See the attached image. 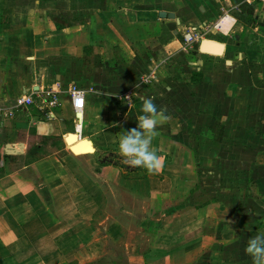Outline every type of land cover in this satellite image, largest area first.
<instances>
[{
  "label": "crops",
  "instance_id": "obj_1",
  "mask_svg": "<svg viewBox=\"0 0 264 264\" xmlns=\"http://www.w3.org/2000/svg\"><path fill=\"white\" fill-rule=\"evenodd\" d=\"M205 26L220 51L185 50L184 34ZM52 87L51 118L36 105L0 113V264H253L264 0H0V108ZM142 98L166 116L158 172L119 151Z\"/></svg>",
  "mask_w": 264,
  "mask_h": 264
},
{
  "label": "clouds",
  "instance_id": "obj_2",
  "mask_svg": "<svg viewBox=\"0 0 264 264\" xmlns=\"http://www.w3.org/2000/svg\"><path fill=\"white\" fill-rule=\"evenodd\" d=\"M229 63H231L229 61ZM137 126L126 131L120 136L119 151L125 162L131 166L143 167L149 172H158L161 168V159L156 151L151 148L153 139L158 136V125L166 116L154 103V98H142ZM252 257L253 264H264V233H259L248 240L245 248Z\"/></svg>",
  "mask_w": 264,
  "mask_h": 264
},
{
  "label": "built area",
  "instance_id": "obj_3",
  "mask_svg": "<svg viewBox=\"0 0 264 264\" xmlns=\"http://www.w3.org/2000/svg\"><path fill=\"white\" fill-rule=\"evenodd\" d=\"M214 27H219L220 23L214 25ZM211 30L210 26H205L203 28H194L190 31H187L184 34V49L187 51H191L199 45L203 40L207 38ZM152 77H144L142 79V83H148ZM69 93L71 98L73 99L74 108L77 113H82L86 104V91L80 89L76 86L71 87L69 89ZM136 92H128L125 94L128 100L134 97ZM60 91L59 87L55 88H48V89H39V90H32L30 93H25L19 95L14 105L10 108H0V113L3 121H7L14 117L15 110L19 108H25L36 105L41 110H46V115L51 118L53 116V111L55 108L60 106Z\"/></svg>",
  "mask_w": 264,
  "mask_h": 264
},
{
  "label": "water",
  "instance_id": "obj_4",
  "mask_svg": "<svg viewBox=\"0 0 264 264\" xmlns=\"http://www.w3.org/2000/svg\"><path fill=\"white\" fill-rule=\"evenodd\" d=\"M163 17H174V16H170L169 14L163 16ZM221 47V46H220ZM201 49L202 51L204 52H219L220 50H216V48L214 47V45L212 44H209L207 42V40L203 41L202 44H201ZM76 145L77 144H74V145H71V148H72V151L75 153L76 151ZM7 152L8 153H19L20 151L18 149H14L10 144L7 145ZM1 159V157H0Z\"/></svg>",
  "mask_w": 264,
  "mask_h": 264
},
{
  "label": "bare ground",
  "instance_id": "obj_5",
  "mask_svg": "<svg viewBox=\"0 0 264 264\" xmlns=\"http://www.w3.org/2000/svg\"><path fill=\"white\" fill-rule=\"evenodd\" d=\"M224 23V22H223ZM227 20L225 21V24L224 25H227ZM231 23V22H230ZM229 25V24H228ZM227 25V26H228ZM226 26V27H227ZM211 43V42H210ZM215 47V46H214ZM83 142V141H82ZM76 153H83V152H87L88 151V148H87V146L85 145V144H79V145H76Z\"/></svg>",
  "mask_w": 264,
  "mask_h": 264
},
{
  "label": "rangeland",
  "instance_id": "obj_6",
  "mask_svg": "<svg viewBox=\"0 0 264 264\" xmlns=\"http://www.w3.org/2000/svg\"><path fill=\"white\" fill-rule=\"evenodd\" d=\"M209 44H212V45H214V43H210L209 41H207Z\"/></svg>",
  "mask_w": 264,
  "mask_h": 264
}]
</instances>
